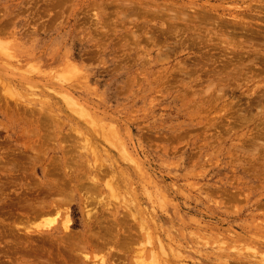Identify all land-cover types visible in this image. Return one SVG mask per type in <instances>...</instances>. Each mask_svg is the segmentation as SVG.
I'll return each mask as SVG.
<instances>
[{
    "label": "rangeland",
    "instance_id": "1",
    "mask_svg": "<svg viewBox=\"0 0 264 264\" xmlns=\"http://www.w3.org/2000/svg\"><path fill=\"white\" fill-rule=\"evenodd\" d=\"M257 31L264 0H0V264H264Z\"/></svg>",
    "mask_w": 264,
    "mask_h": 264
},
{
    "label": "bare ground",
    "instance_id": "2",
    "mask_svg": "<svg viewBox=\"0 0 264 264\" xmlns=\"http://www.w3.org/2000/svg\"><path fill=\"white\" fill-rule=\"evenodd\" d=\"M233 22H234V21H233ZM243 23H244V22H243ZM243 23L241 22L240 24H243ZM234 24H235V22H234ZM236 24H239V22H236ZM240 24H239V25H240ZM247 25H248V24H247ZM220 26H221V27H225V28H226L225 31L227 30L228 27H230V29H231V25H229L228 27H227L226 25H225V26L220 25ZM241 26H242V25H241ZM257 26H258V25H257ZM236 27H237V28H236ZM244 27H245V26H244ZM246 27H247V26H246ZM260 27H261V26H259V29H260ZM239 28H240V26H239ZM241 28H242V29H241V32H242V30L246 31L245 28L243 29V26H242ZM254 28L257 29V27H254ZM261 28H262V27H261ZM231 30H232V31H231ZM231 30H229V31H231L232 33L229 32V31H228V32H225V33L228 34V36H230V33H231L232 37H235L234 35H236L237 38L240 37L239 35L237 36V34H236V33H238V32L240 31V30H238V26H237V25L234 26V27H232ZM248 30H251V29H248ZM237 31H238V32H237ZM244 31H243V32H244ZM251 31L253 32V30H251ZM260 31H261V30H260ZM246 32H247V34H248V32H250V31H246ZM252 32H251V34H252L253 38H254V35L256 36V38H255V41H256V42H260V40H264V31H263V32H258V31H257V32H255V33H252ZM239 33H240V32H239ZM239 33H238V34H239ZM244 33H245V32H244ZM244 33H243V34H244ZM245 34H246V33H245ZM240 35H242V34H240ZM248 35L250 36V34H248ZM248 35H247V36H248ZM242 36H243V35H242ZM242 36H241V37H242ZM230 37H231V36H230ZM243 37H244V36H243ZM262 38H263V39H262ZM246 40H247V39H246ZM251 41H252V40H249V41H247V42L249 43V42H251ZM256 42L253 41V43H254L255 45H256ZM261 43H262L261 45H260V43H259V44L257 43V46L260 45L261 47H263V45H264V41H261ZM249 44H250V43H249ZM255 45H254V46H255ZM248 46H249V45H248ZM251 46H252V45H251ZM237 47H238V46H237ZM237 49H238V48H237ZM240 49H241V48H240ZM260 51H261V50H260ZM258 53H259V52H258ZM262 53H263V52H262ZM262 53H261L260 55H262ZM258 55H259V54H258ZM263 55H264V54H263ZM263 58H264V57H263ZM240 59H241V58H240ZM254 59H256V58H254ZM257 59H258V58H257ZM257 59H256V60H257ZM259 61H260V59H259ZM219 74H220V73H219ZM223 80H224V78H223ZM223 80H222V81H223ZM218 81H219V80H218ZM63 204H64V203H63ZM63 206H64V205H63ZM67 213H68V212H66V214H67ZM63 217H64V216H63ZM67 218H68V216H67ZM65 219H66V218H64V221H66ZM67 222H68V220H67L66 222H64V223L67 225ZM62 225H64V224H62ZM66 225H65V226H66ZM65 226H64V227H65ZM66 228H67V227H65V229H66ZM65 229H64V230H65ZM71 236H72V235H71ZM71 236H69V234H68V238H69V239L72 240V238H73V243H72L73 245H72V244H71V245H72V247L75 249V248H77V247H76V245H74V242H76V240L78 239V241H77L78 243H77V242H76V243H77V244H80V242H79V238H76V239H75V238H74V235H73V237H71ZM75 236H76V235H75ZM70 237H71V238H70ZM74 239H75V240H74ZM76 243H75V244H76ZM72 250H73V249H72ZM75 251H76V250H75ZM74 253H75V252H74ZM74 256H75V255H74ZM75 258H76V256H75ZM68 264H69V263H68ZM70 264H71V263H70ZM72 264H73V263H72Z\"/></svg>",
    "mask_w": 264,
    "mask_h": 264
}]
</instances>
